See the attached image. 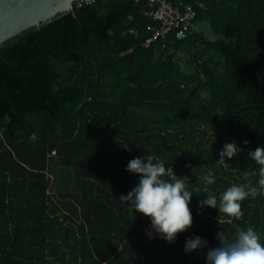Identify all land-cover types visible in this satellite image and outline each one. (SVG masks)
<instances>
[{"label": "trees", "instance_id": "obj_1", "mask_svg": "<svg viewBox=\"0 0 264 264\" xmlns=\"http://www.w3.org/2000/svg\"><path fill=\"white\" fill-rule=\"evenodd\" d=\"M183 1L224 37L144 47L145 2L107 0L75 2L0 46V264H205L218 231L227 243L248 227L264 244V196L241 201L239 220L199 204L259 188L248 152L264 146V0ZM232 142L242 151L222 163ZM142 155L193 191L177 243L147 242L150 218L120 199ZM194 235L208 244L185 252Z\"/></svg>", "mask_w": 264, "mask_h": 264}, {"label": "clouds", "instance_id": "obj_2", "mask_svg": "<svg viewBox=\"0 0 264 264\" xmlns=\"http://www.w3.org/2000/svg\"><path fill=\"white\" fill-rule=\"evenodd\" d=\"M241 151L235 142L226 143L219 153V160L223 163L226 157L230 159ZM248 157L259 166V188L246 190L243 184H233L220 196L219 201L215 195L207 194V197L199 202L201 207L217 209L219 213L239 220L243 215L241 201L249 196H264V146L249 151ZM165 164L164 160L154 155L131 159L126 165V170L139 174V180L126 195L122 194L120 199L134 213L139 212L149 217L152 229L171 243L178 233L187 231L192 225L189 203L193 191L188 189L182 179L177 178L172 167H166ZM247 175L246 173L245 176ZM198 179L207 185L215 183L213 175H204ZM214 238L220 241V246L207 251L205 264H264V244L260 242L254 228L238 230L235 239L227 243L223 231H218ZM207 244L205 238L194 235L186 239L184 250L192 252Z\"/></svg>", "mask_w": 264, "mask_h": 264}, {"label": "built area", "instance_id": "obj_3", "mask_svg": "<svg viewBox=\"0 0 264 264\" xmlns=\"http://www.w3.org/2000/svg\"><path fill=\"white\" fill-rule=\"evenodd\" d=\"M99 1L107 0H78L79 6L95 4ZM145 2L144 15L149 19L145 27L146 35L142 40L144 47H149L158 41H165L173 37L183 40L197 31V11L194 7L183 0H135ZM129 33L135 37H140L138 28H130ZM166 46V43H163ZM55 153V152H54ZM143 232L147 236V242L163 240L167 245L177 243L178 235L169 243L160 234H157L149 221L143 226Z\"/></svg>", "mask_w": 264, "mask_h": 264}, {"label": "water", "instance_id": "obj_4", "mask_svg": "<svg viewBox=\"0 0 264 264\" xmlns=\"http://www.w3.org/2000/svg\"><path fill=\"white\" fill-rule=\"evenodd\" d=\"M78 0H0V46L25 30L46 23L74 8ZM197 31L211 42L224 37L210 19L197 21Z\"/></svg>", "mask_w": 264, "mask_h": 264}, {"label": "rangeland", "instance_id": "obj_5", "mask_svg": "<svg viewBox=\"0 0 264 264\" xmlns=\"http://www.w3.org/2000/svg\"><path fill=\"white\" fill-rule=\"evenodd\" d=\"M178 55L181 57L185 56L184 52H179ZM183 64H185V63L183 62ZM183 68L186 70V65H183Z\"/></svg>", "mask_w": 264, "mask_h": 264}]
</instances>
